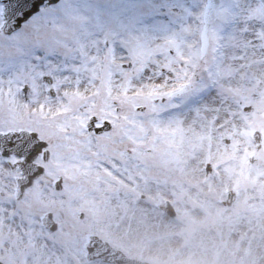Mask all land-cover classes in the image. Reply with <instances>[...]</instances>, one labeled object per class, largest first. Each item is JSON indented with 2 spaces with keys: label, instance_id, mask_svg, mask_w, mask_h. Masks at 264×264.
Segmentation results:
<instances>
[{
  "label": "snow or ice",
  "instance_id": "obj_1",
  "mask_svg": "<svg viewBox=\"0 0 264 264\" xmlns=\"http://www.w3.org/2000/svg\"><path fill=\"white\" fill-rule=\"evenodd\" d=\"M0 264H264V0H0Z\"/></svg>",
  "mask_w": 264,
  "mask_h": 264
}]
</instances>
